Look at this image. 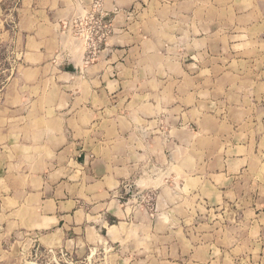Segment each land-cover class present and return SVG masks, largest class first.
Instances as JSON below:
<instances>
[{"label":"rangeland","instance_id":"obj_1","mask_svg":"<svg viewBox=\"0 0 264 264\" xmlns=\"http://www.w3.org/2000/svg\"><path fill=\"white\" fill-rule=\"evenodd\" d=\"M36 1L46 5L49 0ZM156 1L177 6L170 24L164 20L169 15L163 18L167 25L145 24L155 35L152 48L162 46L145 57L146 64L169 68L170 96L181 80L180 68L214 69L217 97L209 110L228 120L209 118L208 132L190 137L174 136L162 118L143 126L152 136L153 152L138 163L137 181H128L119 197L125 219L105 224L117 226L114 234L98 227L89 241L81 236L78 241L72 240L77 234L28 225L27 209L6 212L25 196L24 154L17 150V136L24 132L23 98L49 90L47 84L34 92L24 83L43 76L46 81L54 67L82 77L126 26L115 24L116 13L104 8V0L81 2L71 18L37 27L28 22L47 9L30 0H0V198H7L0 213V264H264V0ZM157 9L150 15L160 20ZM140 12L130 10L128 22L137 21ZM34 31L46 45L29 42ZM162 33L168 39L156 41ZM233 35L243 40L234 42ZM197 36L206 41L199 43ZM35 68L45 75L33 73ZM168 137L186 146L167 166L162 141ZM177 158L195 171L174 170Z\"/></svg>","mask_w":264,"mask_h":264},{"label":"crops","instance_id":"obj_2","mask_svg":"<svg viewBox=\"0 0 264 264\" xmlns=\"http://www.w3.org/2000/svg\"><path fill=\"white\" fill-rule=\"evenodd\" d=\"M30 1L36 8L47 9L45 14L36 15L28 22L35 27L71 18L80 7L79 3L89 5L91 2L49 0L45 5L40 1ZM104 2L107 11L116 13L115 24L126 27L122 32L117 30L100 62L85 70L82 77L63 74L54 67L52 76L46 81L43 76L24 83L25 89L34 92L45 89L47 84L49 90L23 98L26 107L24 132L17 136L21 139L17 150L22 149L24 154L21 176L25 196L20 204L6 210L10 215L14 209H27L29 212L24 218L32 220V223L27 222L28 225L37 226L39 230L57 229L69 235L77 234L72 240L78 241L80 236L81 240L89 241V236L98 227L114 234L117 226L109 225L107 228L105 224L125 219L127 211L123 210L119 197L126 192L124 186L128 181L134 184L137 181L138 163L147 153L153 152L152 136H147L143 126L162 118L167 131L174 132V136L185 133L190 137L206 134L210 129L206 124L209 118L228 120L217 118V113L209 110L217 97V80L212 77L214 69L203 66L197 67V71L190 66L180 68L181 80L177 85L173 84L171 88L175 91L170 96L171 83L166 77L170 73L169 68L154 67L145 62V57H153L152 54L162 51L160 44L157 49L150 45L155 41V35L145 24L167 25L164 20L170 24L174 21L171 17L175 15L177 3L169 1L168 6V3L158 4L156 0ZM154 7L159 9L160 20L150 15ZM132 9H137L138 13L141 11V14L137 21L131 23L128 22V13ZM165 9L169 14L165 15ZM35 31L30 34L29 42L41 48L46 45V40ZM241 37L233 35L230 38L241 42ZM197 38L199 43L206 41L205 37ZM163 39H168L166 33L156 41L163 42ZM39 55L46 57L43 53ZM44 71L35 68L32 72L43 74ZM205 75L210 77L205 78ZM62 90L69 94L63 96ZM173 110L176 111L173 113ZM229 121L235 122L230 113ZM190 124L193 125L191 129L187 126ZM148 144L150 148H147ZM162 145V151L168 154L167 166L172 163L170 160L174 161L176 154L185 151L186 146L179 138L176 142L174 139L169 142V137L162 141ZM182 160L176 159L174 170L183 173L195 171L181 164ZM6 200V196L0 198V213L5 209ZM176 206L179 208L180 204ZM168 213L166 215L171 217Z\"/></svg>","mask_w":264,"mask_h":264},{"label":"water","instance_id":"obj_3","mask_svg":"<svg viewBox=\"0 0 264 264\" xmlns=\"http://www.w3.org/2000/svg\"><path fill=\"white\" fill-rule=\"evenodd\" d=\"M69 69H71V71H75V69L73 67L72 68L70 67Z\"/></svg>","mask_w":264,"mask_h":264}]
</instances>
